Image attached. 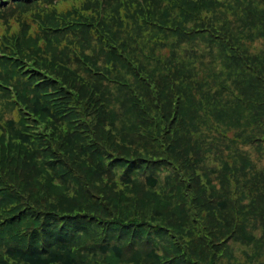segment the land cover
<instances>
[{"label":"trees","instance_id":"obj_1","mask_svg":"<svg viewBox=\"0 0 264 264\" xmlns=\"http://www.w3.org/2000/svg\"><path fill=\"white\" fill-rule=\"evenodd\" d=\"M60 1L0 0V264L260 256L264 0Z\"/></svg>","mask_w":264,"mask_h":264},{"label":"rangeland","instance_id":"obj_2","mask_svg":"<svg viewBox=\"0 0 264 264\" xmlns=\"http://www.w3.org/2000/svg\"><path fill=\"white\" fill-rule=\"evenodd\" d=\"M70 4H68V1H60L59 2V7L61 9L63 8H67ZM10 21V20H9ZM10 24H11V29L14 30L15 32L17 31V27L18 25L17 24H13L12 21H10ZM256 45L258 47H261L262 46V42L261 41H257L256 42ZM251 151V155L253 157V159L255 160V165L257 168H262L264 167V154H260L258 152L257 149L255 148H250L249 149ZM259 235H262V229L258 231ZM263 246L262 248V252H261V255L260 256H257L256 258H254L253 260H249L247 259L246 255L242 252V248H238L236 254L240 257V259L242 261H246L248 260V263L249 264H264V242L262 243L261 247ZM245 248V247H244ZM248 249V251L250 253H253L254 251V247H251V248H246Z\"/></svg>","mask_w":264,"mask_h":264}]
</instances>
